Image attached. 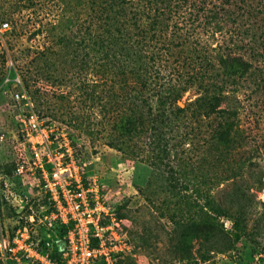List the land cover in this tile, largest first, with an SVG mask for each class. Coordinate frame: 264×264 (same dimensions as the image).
<instances>
[{
	"label": "trees",
	"instance_id": "1",
	"mask_svg": "<svg viewBox=\"0 0 264 264\" xmlns=\"http://www.w3.org/2000/svg\"><path fill=\"white\" fill-rule=\"evenodd\" d=\"M61 1L71 12L81 7L82 21L74 31L76 18L63 16L51 25L61 30L28 51L20 78L35 111L41 116L42 88L31 91L38 80L75 86L77 98L101 103L97 134L163 175L168 198L161 213L212 236L220 219H232L234 239L211 244L213 251H230L246 221L233 211L246 215L250 191L220 189L238 181L245 166L236 159L243 137L239 112L227 99L252 69L245 57L252 50L241 49L246 37L264 34V0ZM0 61L5 67L6 52ZM99 85L108 88L97 94ZM193 91L196 97L183 102ZM58 96L70 100L72 94ZM14 169L3 166L7 177ZM1 207L0 195V214ZM0 264H6L1 249Z\"/></svg>",
	"mask_w": 264,
	"mask_h": 264
},
{
	"label": "rangeland",
	"instance_id": "2",
	"mask_svg": "<svg viewBox=\"0 0 264 264\" xmlns=\"http://www.w3.org/2000/svg\"><path fill=\"white\" fill-rule=\"evenodd\" d=\"M63 3L0 0V55L8 54L5 67L0 61V233H3L0 249L6 264H46L47 258L64 256L65 234L50 218L48 201L38 189L36 178L30 174L7 177L3 170L4 165L14 164L23 150L18 120L29 110L27 99L33 102L20 78L28 51L50 41L61 30L53 31L51 25L63 16L76 18L74 31L81 24V7L76 6L71 12ZM5 23L8 26L3 27ZM244 46L242 52L247 47L252 50L245 55L252 69L240 80L237 93L229 91L227 103L239 112L243 137L236 159L245 166L238 181L224 183L220 189L227 186L229 192L240 186L248 189L250 197L246 198L250 205L246 207V215L233 211L234 217L246 216L244 235L225 252L213 251L211 244L215 240L222 244L234 239L232 219H220L215 236L171 223L161 213L168 198L163 175L155 173L141 159L110 148L105 133L97 134L103 116L101 103L77 98L80 92L75 86L38 80V85L31 87V91L42 88L38 97L42 118L66 129L77 150L76 157L85 165L86 177L98 180L104 205L116 209L122 228L116 243L122 249L117 264H264V34L257 31L246 37ZM103 88L108 86L99 85L96 93ZM62 92H70V100L60 98L58 94ZM195 97L194 91L187 93L183 102ZM29 214L35 216V221L30 220ZM201 255L208 259L203 260Z\"/></svg>",
	"mask_w": 264,
	"mask_h": 264
},
{
	"label": "built area",
	"instance_id": "3",
	"mask_svg": "<svg viewBox=\"0 0 264 264\" xmlns=\"http://www.w3.org/2000/svg\"><path fill=\"white\" fill-rule=\"evenodd\" d=\"M26 106L28 112L18 120L23 150L14 162L13 174L36 178L48 201L50 218L65 232L64 256L47 258L46 264H117L122 249L116 243L122 228L116 209L104 205L98 180L86 177L85 165L76 157L66 129L39 116L30 99ZM30 220L35 221L33 214Z\"/></svg>",
	"mask_w": 264,
	"mask_h": 264
}]
</instances>
